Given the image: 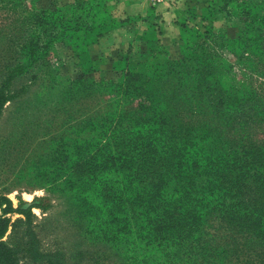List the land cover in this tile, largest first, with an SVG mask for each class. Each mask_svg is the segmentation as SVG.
<instances>
[{"label":"rangeland","instance_id":"obj_1","mask_svg":"<svg viewBox=\"0 0 264 264\" xmlns=\"http://www.w3.org/2000/svg\"><path fill=\"white\" fill-rule=\"evenodd\" d=\"M166 1L173 15L161 33L140 24L138 5L156 6L145 0H0V83L10 95L0 106V194L13 210L0 217L9 220L0 241L16 264H264V0ZM42 10L53 22L34 33L26 18ZM116 110L128 128L156 126L160 148L186 149L190 164L165 163L189 175L173 183L226 190L243 224L164 231L124 201L110 228L90 220L93 207L68 200V173L83 140L126 134L80 118L93 112L104 124Z\"/></svg>","mask_w":264,"mask_h":264},{"label":"trees","instance_id":"obj_2","mask_svg":"<svg viewBox=\"0 0 264 264\" xmlns=\"http://www.w3.org/2000/svg\"><path fill=\"white\" fill-rule=\"evenodd\" d=\"M47 12V10L34 11L26 18V22L34 26L32 28L34 33L41 32L42 26L53 22V18ZM57 27L56 32L50 37L51 40L58 38L61 34L62 26L58 24ZM51 40L41 45L29 44L25 53L35 57L48 48ZM4 86L5 83H0V106L10 96L5 93L7 88H3ZM88 115L90 117L86 113L80 118L81 125L95 123L93 126L95 130H100L103 126L108 132L115 123H119L117 132L126 134L125 137H120L112 142H108L106 134L95 139L83 140L84 149L75 163V170L68 173L70 181L73 180L70 185L74 183L66 191L70 196L68 200L74 201L75 204L80 202L93 207L97 211L98 217H90V220L97 221L100 226L104 225L106 228H110L111 225L106 223L113 215L118 214L114 209L115 205L124 201L126 204L137 203L142 206L145 209L147 222L149 218H154L156 220L154 223H159V227L162 225L161 229L164 231L177 228L183 230V233L192 229L196 232L200 225L214 223L221 219H238L240 224H243L245 219L240 215V205L226 199L228 194L226 190L218 189V187L212 189L213 185L207 183L202 192H194L187 183H173L172 174L176 178L182 175L187 179L189 175L183 170H175L173 173L166 171L165 163L173 161L179 169L184 167L182 163L185 160L190 164L189 156L184 154L186 149L170 148L165 143L160 148L159 133H156L152 138L150 135L152 126L149 124H138L128 128L124 111L116 110L114 114L110 112L109 116L112 117V121L104 124L97 122L99 118L95 116V113L92 112ZM129 122L137 124L136 120ZM152 128L155 129L156 126ZM128 142L131 143L128 144ZM146 143H149L150 146ZM159 164L161 171L151 169L152 165L156 167ZM193 164L198 165V168L201 169L199 171L195 169V173L201 171V175L204 177L207 168L205 161L199 160ZM215 165L218 167L228 166L225 163H216ZM199 186L202 187V185ZM1 205L5 206L0 209V217L13 211L9 199L2 194H0ZM26 209L18 207L16 210L23 212ZM124 210L127 212L128 209ZM120 212H123V209ZM169 221L172 223L169 224ZM8 222V219L1 220L0 218V238L4 235ZM148 223L152 228L154 223ZM230 231L233 232L232 229ZM218 254L225 256L227 252L220 251ZM237 259L238 257L235 258V261ZM247 263L249 262H244V264ZM0 264H16L10 258L7 247L2 241H0Z\"/></svg>","mask_w":264,"mask_h":264},{"label":"crops","instance_id":"obj_3","mask_svg":"<svg viewBox=\"0 0 264 264\" xmlns=\"http://www.w3.org/2000/svg\"><path fill=\"white\" fill-rule=\"evenodd\" d=\"M136 3L131 4L130 12H134ZM166 6H170V3L166 1L165 3L158 4L154 7L147 5L145 2L142 5H138L137 11L141 13V25L146 30L161 31V33L168 32V23L172 20V11L168 10ZM163 35V34H161ZM166 42V41H165Z\"/></svg>","mask_w":264,"mask_h":264},{"label":"built area","instance_id":"obj_4","mask_svg":"<svg viewBox=\"0 0 264 264\" xmlns=\"http://www.w3.org/2000/svg\"><path fill=\"white\" fill-rule=\"evenodd\" d=\"M150 5H158L164 2V0H145Z\"/></svg>","mask_w":264,"mask_h":264}]
</instances>
